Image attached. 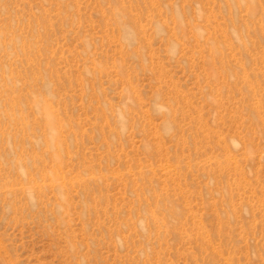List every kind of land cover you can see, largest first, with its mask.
<instances>
[{
    "label": "rangeland",
    "instance_id": "374dc122",
    "mask_svg": "<svg viewBox=\"0 0 264 264\" xmlns=\"http://www.w3.org/2000/svg\"><path fill=\"white\" fill-rule=\"evenodd\" d=\"M0 264H264V0H0Z\"/></svg>",
    "mask_w": 264,
    "mask_h": 264
},
{
    "label": "bare ground",
    "instance_id": "6f19581e",
    "mask_svg": "<svg viewBox=\"0 0 264 264\" xmlns=\"http://www.w3.org/2000/svg\"><path fill=\"white\" fill-rule=\"evenodd\" d=\"M39 109H40V108H39ZM40 110L43 111V112H45V113L47 112V109H45V107H44V108H41ZM46 126H47L46 129H48V132H50V136H51V139H50L51 141H50V143H51V142H56V140L53 139V136H54V134H55V129H54V126H55V125H54V123H53V122H51V123L49 122V123H47ZM57 144H58V143H57Z\"/></svg>",
    "mask_w": 264,
    "mask_h": 264
}]
</instances>
